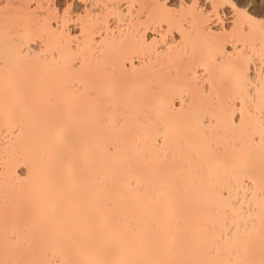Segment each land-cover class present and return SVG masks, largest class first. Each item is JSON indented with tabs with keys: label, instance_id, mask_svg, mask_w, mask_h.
<instances>
[{
	"label": "bare ground",
	"instance_id": "1",
	"mask_svg": "<svg viewBox=\"0 0 264 264\" xmlns=\"http://www.w3.org/2000/svg\"><path fill=\"white\" fill-rule=\"evenodd\" d=\"M246 9L0 0V264H264Z\"/></svg>",
	"mask_w": 264,
	"mask_h": 264
},
{
	"label": "rangeland",
	"instance_id": "2",
	"mask_svg": "<svg viewBox=\"0 0 264 264\" xmlns=\"http://www.w3.org/2000/svg\"><path fill=\"white\" fill-rule=\"evenodd\" d=\"M233 1L238 4L239 8H244V9L247 8L246 10L252 15H255L257 12H260V10H264V6H262L264 5V0H233ZM169 7L171 9H174L172 6H169ZM258 7H260V9Z\"/></svg>",
	"mask_w": 264,
	"mask_h": 264
}]
</instances>
